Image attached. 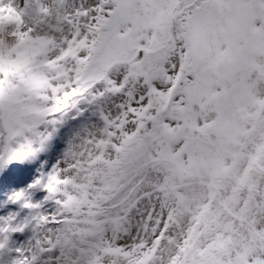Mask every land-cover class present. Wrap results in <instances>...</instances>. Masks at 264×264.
<instances>
[{
    "label": "snow or ice",
    "instance_id": "6c2138e0",
    "mask_svg": "<svg viewBox=\"0 0 264 264\" xmlns=\"http://www.w3.org/2000/svg\"><path fill=\"white\" fill-rule=\"evenodd\" d=\"M5 181L0 264H264V0H0Z\"/></svg>",
    "mask_w": 264,
    "mask_h": 264
},
{
    "label": "rangeland",
    "instance_id": "374dc122",
    "mask_svg": "<svg viewBox=\"0 0 264 264\" xmlns=\"http://www.w3.org/2000/svg\"><path fill=\"white\" fill-rule=\"evenodd\" d=\"M22 55H27V53H24ZM91 119L93 121H99V117L98 116H92ZM82 123H83V118H81V120L74 121L73 124H69L67 126V128H65L64 132L70 135L71 134L70 133V129L73 128V125H75L76 127H80V126H82ZM66 140H67V135H62L61 138H59L57 140L56 148H54V150L52 152V161H51L52 163L55 162L58 152L66 146V143H65ZM38 167H39V163H37V165H34L33 169H30L25 176H23L19 180H16L14 182L15 185L23 187L26 183L30 182V180L32 178V171L35 170V168H38ZM11 191H12V188L9 187V182L5 181L4 188L2 190H0V215L6 214L10 209H16V208L19 207L18 205L12 204V203H8L7 207L3 206L4 202L8 200L9 195L11 194ZM42 195H43V193H38L37 194L38 197L42 196ZM27 211L28 210H25V213ZM27 235H30V233H26L25 234V236H27ZM20 238L24 239L23 236H21Z\"/></svg>",
    "mask_w": 264,
    "mask_h": 264
},
{
    "label": "clouds",
    "instance_id": "9594fccd",
    "mask_svg": "<svg viewBox=\"0 0 264 264\" xmlns=\"http://www.w3.org/2000/svg\"><path fill=\"white\" fill-rule=\"evenodd\" d=\"M6 15L11 16V15H14V13H13L11 10H8V11L6 12Z\"/></svg>",
    "mask_w": 264,
    "mask_h": 264
}]
</instances>
